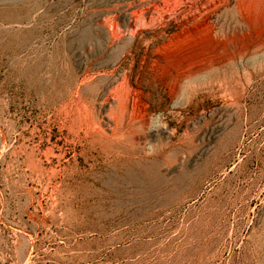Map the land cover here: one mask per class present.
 <instances>
[{"label":"rangeland","instance_id":"rangeland-1","mask_svg":"<svg viewBox=\"0 0 264 264\" xmlns=\"http://www.w3.org/2000/svg\"><path fill=\"white\" fill-rule=\"evenodd\" d=\"M0 264H264V0H0Z\"/></svg>","mask_w":264,"mask_h":264},{"label":"bare ground","instance_id":"bare-ground-1","mask_svg":"<svg viewBox=\"0 0 264 264\" xmlns=\"http://www.w3.org/2000/svg\"><path fill=\"white\" fill-rule=\"evenodd\" d=\"M147 122H148V121H147ZM144 123H145V122H144ZM141 125H142V124H141ZM141 125H140V126H141ZM144 126H145V125H144ZM144 126H141V127H144ZM141 127H140V128H141ZM145 127H146V126H145ZM147 127H148V128H147ZM147 127H146L147 129L144 128V129H145V133H146V130H148V133H150V134H152V133L154 134V132L157 130V128H159L158 125H153V124H152L150 127H149V126H147ZM141 129H143V128H141ZM144 137H145V136H144Z\"/></svg>","mask_w":264,"mask_h":264}]
</instances>
